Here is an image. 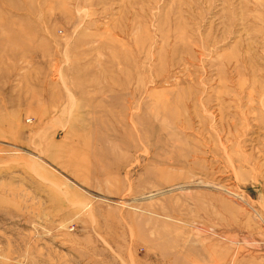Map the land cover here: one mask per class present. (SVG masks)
Wrapping results in <instances>:
<instances>
[{
  "label": "rangeland",
  "instance_id": "obj_1",
  "mask_svg": "<svg viewBox=\"0 0 264 264\" xmlns=\"http://www.w3.org/2000/svg\"><path fill=\"white\" fill-rule=\"evenodd\" d=\"M0 264H264V0H0Z\"/></svg>",
  "mask_w": 264,
  "mask_h": 264
}]
</instances>
